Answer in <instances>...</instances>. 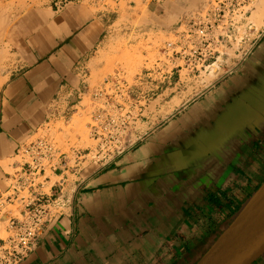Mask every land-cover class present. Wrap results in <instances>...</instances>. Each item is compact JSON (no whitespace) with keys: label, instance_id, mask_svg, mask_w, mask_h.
<instances>
[{"label":"crops","instance_id":"crops-1","mask_svg":"<svg viewBox=\"0 0 264 264\" xmlns=\"http://www.w3.org/2000/svg\"><path fill=\"white\" fill-rule=\"evenodd\" d=\"M84 3L60 0L58 11L32 18L8 65L0 190L31 164L29 144L90 92L103 32ZM169 3L148 10L165 17ZM240 54L224 56L210 82L186 68L146 75L141 139L117 162L96 168L76 146L55 155L44 186L59 214L22 264H197L264 188V21Z\"/></svg>","mask_w":264,"mask_h":264},{"label":"built area","instance_id":"built-area-1","mask_svg":"<svg viewBox=\"0 0 264 264\" xmlns=\"http://www.w3.org/2000/svg\"><path fill=\"white\" fill-rule=\"evenodd\" d=\"M254 2L209 0L203 12L178 21L171 38L159 49L155 74L167 76L182 68L200 72L221 64L233 47L243 49L247 38L242 30ZM91 99L88 126L92 145L80 154V161L105 167L117 162L141 139L138 130L147 99L136 97L132 85L121 74L94 88ZM50 131L29 144L31 164L15 172L7 188L0 190V222H4L0 264H22L49 222L59 214L55 199L44 186L47 163L63 153V147L48 135Z\"/></svg>","mask_w":264,"mask_h":264},{"label":"rangeland","instance_id":"rangeland-1","mask_svg":"<svg viewBox=\"0 0 264 264\" xmlns=\"http://www.w3.org/2000/svg\"><path fill=\"white\" fill-rule=\"evenodd\" d=\"M58 1L60 0H0V86L6 80L8 65L17 57L16 48L24 43L26 34L30 32L27 27H32V18L35 21L42 18L47 12H52L51 7L54 11H58V7L63 6L55 5ZM70 1L73 0H68ZM84 1L85 6H89L91 16L97 15L100 19L99 28L103 35L100 39L99 51L88 65V73L91 75V89L88 96L67 121L52 126L48 134L65 151L72 146L87 149L92 145L88 126L91 122V94L105 79L116 74L123 75L132 85L134 95L138 98L145 96L147 99L145 107L148 106L149 98L142 92V81L148 74H151L150 80L157 78L155 69L159 67L156 62L159 49L171 38V29L183 15H197L203 12L209 2V0H173V3H169L170 11L163 17L150 12L149 1L146 0ZM254 1L242 30L243 36L247 38L245 47L241 50L233 47L227 51L228 55L234 57L237 51H241L237 53L243 55L262 28L263 22L256 21L255 15L258 9H264V0ZM215 69L216 65L200 72L206 81L210 82L214 78ZM209 71L211 73L208 76ZM142 118L144 111L141 121ZM45 135L47 133L37 137Z\"/></svg>","mask_w":264,"mask_h":264},{"label":"water","instance_id":"water-1","mask_svg":"<svg viewBox=\"0 0 264 264\" xmlns=\"http://www.w3.org/2000/svg\"><path fill=\"white\" fill-rule=\"evenodd\" d=\"M264 255V188L197 264H254Z\"/></svg>","mask_w":264,"mask_h":264},{"label":"bare ground","instance_id":"bare-ground-1","mask_svg":"<svg viewBox=\"0 0 264 264\" xmlns=\"http://www.w3.org/2000/svg\"><path fill=\"white\" fill-rule=\"evenodd\" d=\"M178 2V1H177ZM262 2V1H261ZM260 2V3H261ZM181 6V5H180ZM258 6V5H257ZM259 8V7H258ZM261 9V10H260ZM260 9H258V12L256 13V15H255V19H256V21H259V22H263V20H264V9H262V8H260ZM174 15L175 16H177L175 13H174ZM20 17V16H19ZM173 17V16H172ZM254 18V17H253ZM6 19V18H5ZM256 23V22H255ZM258 27H259V25H258ZM211 80V79H210ZM209 81V80H208ZM1 87V86H0Z\"/></svg>","mask_w":264,"mask_h":264}]
</instances>
